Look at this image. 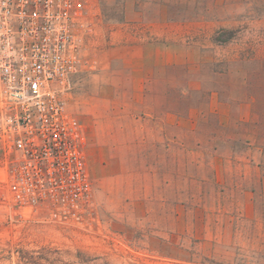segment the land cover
<instances>
[{
  "label": "rangeland",
  "instance_id": "rangeland-1",
  "mask_svg": "<svg viewBox=\"0 0 264 264\" xmlns=\"http://www.w3.org/2000/svg\"><path fill=\"white\" fill-rule=\"evenodd\" d=\"M86 6L97 67L77 77L67 106L94 123L136 113L135 100H102L125 88L104 82L125 77L131 59H163L148 88L161 75L166 99L154 92L146 108L169 110L168 172L93 180L94 213L83 224L20 216L0 202V264H264V0ZM132 159L126 166L150 168Z\"/></svg>",
  "mask_w": 264,
  "mask_h": 264
},
{
  "label": "built area",
  "instance_id": "built-area-1",
  "mask_svg": "<svg viewBox=\"0 0 264 264\" xmlns=\"http://www.w3.org/2000/svg\"><path fill=\"white\" fill-rule=\"evenodd\" d=\"M87 1L0 0V202L62 225L94 213L82 125L66 102L97 67Z\"/></svg>",
  "mask_w": 264,
  "mask_h": 264
},
{
  "label": "crops",
  "instance_id": "crops-1",
  "mask_svg": "<svg viewBox=\"0 0 264 264\" xmlns=\"http://www.w3.org/2000/svg\"><path fill=\"white\" fill-rule=\"evenodd\" d=\"M131 60L123 66L127 69L125 77L119 74L121 76L115 77L114 75L108 80L106 79V82L103 81L108 85L124 84L125 88L114 89L111 87L110 91L101 92L100 97L102 100H135L142 105L140 109L138 108V112L101 115V118L97 117L100 120L96 123L93 120L90 121L86 116L79 118L82 125L86 168L90 182L118 178L125 171L130 176L132 175V178H136L140 172L145 174L146 170H151L150 173L156 174L157 179L162 180L163 172H168L169 110L167 107L163 108L161 102L158 110L154 112L149 107L146 108L148 100L154 98V92L156 95L157 91L159 92L156 97L161 101L164 90V99H166L168 85L166 79L163 82L161 75L155 77L156 83H158L156 91L148 88V84L154 80L153 68H160V74L162 68L166 66V62L163 59L156 60L155 63L143 58ZM93 127H95V142L90 141V132L94 131ZM148 148L154 149L155 152V157H150L149 162L146 161L149 158L147 154L144 155L146 157L139 154V151L146 152ZM131 156L134 163L149 165L150 168L143 167L141 169L136 165L126 166L129 165Z\"/></svg>",
  "mask_w": 264,
  "mask_h": 264
}]
</instances>
